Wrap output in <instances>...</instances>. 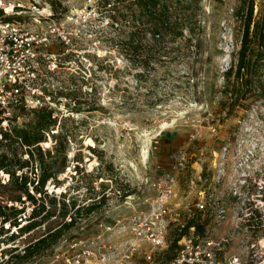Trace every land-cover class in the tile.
<instances>
[{
	"label": "rangeland",
	"instance_id": "obj_1",
	"mask_svg": "<svg viewBox=\"0 0 264 264\" xmlns=\"http://www.w3.org/2000/svg\"><path fill=\"white\" fill-rule=\"evenodd\" d=\"M36 1L42 13L54 15L41 21L28 11L7 17L50 39L45 47L47 64L57 71L50 80L57 123L47 133L49 143L41 146L52 150V171H60L64 156L67 163L58 173L61 184L53 179L46 183V199L30 185L38 203L11 184L6 169L0 171V204L9 206L5 213L11 219L27 216L23 222L18 218V225L0 229L12 261L50 264L64 252L79 253L81 246H88L97 254L89 262L97 264L109 246L114 250L129 245L131 213L147 211L144 200L156 197L160 181L174 175L177 203L185 216L186 206L194 209L203 195L226 209L222 222L210 212L196 213L189 222L200 225L199 235H224L228 258L264 264V70L259 71L262 80L250 85V71H244L243 80L235 68L230 72L237 63L249 4L254 8L250 55L259 50L255 32L257 23H264V0H200L194 36L186 33L175 41L134 33L130 0H119L115 25L102 6L104 0ZM145 65L149 69L144 71ZM35 115L21 111L10 127H24ZM53 133L61 134L60 154L54 149ZM2 150L3 145L0 156ZM18 150V157L11 156L13 163L31 158ZM181 154L187 160L180 167L176 159ZM33 162L17 174L37 179L40 170ZM43 201L48 212L37 221L45 220L22 231L33 207ZM22 207L25 212L15 216ZM56 229L61 235L54 243L51 239L34 256L24 258L19 249ZM168 231V245L157 251V264H165L177 249L179 231L174 224Z\"/></svg>",
	"mask_w": 264,
	"mask_h": 264
},
{
	"label": "built area",
	"instance_id": "obj_2",
	"mask_svg": "<svg viewBox=\"0 0 264 264\" xmlns=\"http://www.w3.org/2000/svg\"><path fill=\"white\" fill-rule=\"evenodd\" d=\"M11 8L10 10L8 8ZM0 140H4L3 132H10V123L19 118L21 111L50 109L53 103L52 81L57 74L56 67L47 64L46 50L50 39L45 32L29 31L23 22L9 19L7 15H21L24 11L37 16L41 21L50 18L54 13H42L36 0H0ZM46 14H48L46 16ZM53 97V98H52ZM186 156L176 159L179 166L186 165ZM0 171H4L0 169ZM159 193L156 197L144 200L149 205L147 211L135 210L131 213L132 241L124 248L102 251L97 264H157V251L163 250L168 243V228L174 224L179 231L177 249L165 264H240L238 256L228 258L225 244L228 238L224 235L201 236L197 233L194 219L200 212H210L216 222L226 219V209L212 203V196H201L192 209L186 206L185 216L179 209L178 183L174 175H167L160 181ZM201 194L203 191H200ZM26 213L20 220L23 222ZM73 220L70 217L69 221ZM10 223L0 221V229ZM4 234H0L2 239ZM81 241H75L71 247H77ZM105 245L102 249H105ZM9 244L0 240V264H13L12 253L8 252ZM23 246L20 252L26 253ZM79 253L64 252L50 264H90L89 259L97 257L94 250L81 246ZM16 264V263H14Z\"/></svg>",
	"mask_w": 264,
	"mask_h": 264
},
{
	"label": "trees",
	"instance_id": "obj_3",
	"mask_svg": "<svg viewBox=\"0 0 264 264\" xmlns=\"http://www.w3.org/2000/svg\"><path fill=\"white\" fill-rule=\"evenodd\" d=\"M200 0H130L127 4L129 10L132 14L133 27L135 28L134 33H147L150 32L154 39L161 41L162 39H169L172 41L177 40L178 38H184L185 34H190L191 38L195 33V20L197 11L195 10L196 5H199ZM119 0H104L103 7L107 8V12L112 21V25H115L119 21L120 15V4ZM247 12L244 17V33L241 39L242 45L238 52L237 63L232 65L230 68V72L235 68V74L238 79H244L242 74L244 71H250V76H248L246 80V84L250 85L254 80H262V76L259 73L260 70H264V23L263 26L260 27V22L257 23V28L255 32V36L257 37V41L259 42V50L256 53V56L250 55L249 49V41L251 38V23L253 22L254 16V8L253 4H249L247 7ZM2 12L0 11V14ZM135 38V35L133 39ZM148 66H144V71L148 70ZM255 78V79H254ZM36 117L35 120L31 123H28L24 127H14L11 128L10 132H3L4 140L6 144H3V141L0 140V146L3 145V152L0 156V169L7 170L11 178V184L18 185V188L22 189L27 198L33 202H37L36 196L29 192L30 185H33L34 189L41 194V197H48L49 193L47 189L45 190L46 183L48 180H55L56 184H61L57 179L58 173L64 171L67 163V157L64 156L61 163L60 171H52L50 168V160L48 157H52L51 149H43L41 143L48 144L47 133L51 134V127L55 126L57 123V117L53 115L52 110L44 108L35 110ZM55 139L57 140L54 145V149H56L57 153L60 154L63 150V143L60 140L61 134L56 135L53 133ZM15 142L18 145H15ZM26 147V148H25ZM94 152L97 151V148L90 147ZM22 150V155L27 152L31 158L28 161H22L20 158L16 159V163H13V159L11 158L18 157L19 150ZM34 160V162H33ZM33 162V166L40 170L38 178L32 180L29 178V175L22 173L17 174L18 170L24 171V169L29 167V163ZM79 164L76 165V170L80 169ZM59 166V167H60ZM25 203V201H23ZM38 203V202H37ZM47 202L43 201L40 205L33 207L29 219L30 222L24 224L20 227L22 231L29 230L36 226L37 224H42L41 222L45 220L42 219L41 222L37 221V217L42 216L43 213L48 212L46 210ZM64 205L66 203L64 202ZM76 205V202L73 204ZM8 205L0 204V221L2 224L10 223L11 225H18L20 221L18 218L15 219L9 218V216L5 213V209L8 208ZM25 212V207L16 210L15 216ZM74 219L71 221L73 222ZM196 221H191L190 224H195L196 229H200V225L195 223ZM72 223H69L70 225ZM61 230L56 229L51 231L42 237H39L35 242L30 243L28 246L26 253L23 255L24 258H30V256H34L38 249L46 247L51 239H53V243L57 240V238L61 235ZM2 230H0V234ZM17 263L13 260V264Z\"/></svg>",
	"mask_w": 264,
	"mask_h": 264
},
{
	"label": "bare ground",
	"instance_id": "obj_4",
	"mask_svg": "<svg viewBox=\"0 0 264 264\" xmlns=\"http://www.w3.org/2000/svg\"><path fill=\"white\" fill-rule=\"evenodd\" d=\"M8 9L10 10L11 8L9 7Z\"/></svg>",
	"mask_w": 264,
	"mask_h": 264
},
{
	"label": "water",
	"instance_id": "obj_5",
	"mask_svg": "<svg viewBox=\"0 0 264 264\" xmlns=\"http://www.w3.org/2000/svg\"><path fill=\"white\" fill-rule=\"evenodd\" d=\"M90 8V7H89Z\"/></svg>",
	"mask_w": 264,
	"mask_h": 264
}]
</instances>
